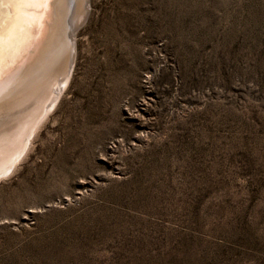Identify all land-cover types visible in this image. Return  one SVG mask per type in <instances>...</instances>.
<instances>
[{
	"label": "rangeland",
	"instance_id": "1",
	"mask_svg": "<svg viewBox=\"0 0 264 264\" xmlns=\"http://www.w3.org/2000/svg\"><path fill=\"white\" fill-rule=\"evenodd\" d=\"M87 1L0 264H264V0Z\"/></svg>",
	"mask_w": 264,
	"mask_h": 264
},
{
	"label": "bare ground",
	"instance_id": "2",
	"mask_svg": "<svg viewBox=\"0 0 264 264\" xmlns=\"http://www.w3.org/2000/svg\"><path fill=\"white\" fill-rule=\"evenodd\" d=\"M87 8V0H49L45 8L23 9L15 27V9L0 8V177L24 148L25 140L11 136L17 133L12 127L35 128L52 105L55 89L58 97L68 81L71 36L86 19Z\"/></svg>",
	"mask_w": 264,
	"mask_h": 264
},
{
	"label": "snow or ice",
	"instance_id": "3",
	"mask_svg": "<svg viewBox=\"0 0 264 264\" xmlns=\"http://www.w3.org/2000/svg\"><path fill=\"white\" fill-rule=\"evenodd\" d=\"M49 0H0V8L8 7L15 9L12 14L13 26L15 27V22L19 21L23 13V9H42L47 7ZM32 19H36V14L32 15ZM2 28V25H0ZM2 32H0V39H2Z\"/></svg>",
	"mask_w": 264,
	"mask_h": 264
}]
</instances>
